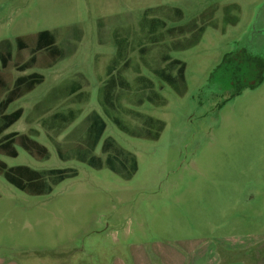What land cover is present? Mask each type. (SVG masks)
I'll return each mask as SVG.
<instances>
[{
    "label": "rangeland",
    "instance_id": "1",
    "mask_svg": "<svg viewBox=\"0 0 264 264\" xmlns=\"http://www.w3.org/2000/svg\"><path fill=\"white\" fill-rule=\"evenodd\" d=\"M43 31L56 54L31 65L18 40ZM2 41L26 69L0 62L22 110L0 136V264H264V0H0Z\"/></svg>",
    "mask_w": 264,
    "mask_h": 264
},
{
    "label": "trees",
    "instance_id": "2",
    "mask_svg": "<svg viewBox=\"0 0 264 264\" xmlns=\"http://www.w3.org/2000/svg\"><path fill=\"white\" fill-rule=\"evenodd\" d=\"M18 51L22 52L25 51L29 58V63H31V65H36V55L39 52H48L50 55H55L56 54V50H55V46H54V38L53 35L48 32V31H43V32H39L35 35L34 37V45L31 48H28L24 43L21 42V40H18ZM120 53V47L118 49L117 54L119 55ZM11 44L8 41H2L0 43V62H1V68L5 69V70H13L15 69L17 72H23L26 69V65H22L21 63H15L13 67L9 68V62L11 60ZM177 62H173V64H176ZM127 64V63H126ZM125 64V65H126ZM124 65V66H125ZM183 69L184 67L181 66L179 72L180 75H182L183 73ZM113 71V67H111L109 69V72ZM6 77H4V75L0 72V97L2 96V90L3 88H6V86H8L7 84H12L11 81H8L7 79H5ZM43 78L38 75V74H32L29 76H22L19 77L15 80L14 84H13V90H15V92L21 91L22 87L24 85L27 84H40L42 83ZM111 83H113V81H111ZM64 93V98H69L70 96L76 94L79 90H80V86L78 84L75 83H71L69 85H66L65 87H63L62 89ZM61 90V91H62ZM80 94L75 95L70 102L71 103H76L75 99L79 98ZM20 95L18 94L17 97H19ZM11 99H0V136L8 129L10 128L14 123H16L21 117H22V110H16L15 112L9 114V115H5L4 112L6 111V109L8 108V106L11 104ZM106 101H107V95H106ZM39 106H35V109H38ZM52 119L54 120H62L64 123H71L75 120V112L69 110V112L67 113V115H63V114H55L53 115ZM87 120L90 121V126H89V133L90 131L93 132L94 136L92 138V147L93 149L96 147V145L98 144V142L100 141V138L102 137L105 128H106V124L104 123V121L100 118V116L96 113H91L90 116L87 117ZM3 140H5V138L0 139V148L5 149L8 147L9 143H12L14 141V139H11L8 142H2ZM16 140L23 146V148L25 149H29L28 145L26 144L27 142V137L25 135H20V136H16ZM112 147V141L111 140H106L105 144L102 148L103 153H107L109 151V148ZM12 155H15V152H11ZM132 160V169L133 172L136 171V163L135 160L131 157ZM89 163H98V159L92 158ZM106 165L114 171V167L112 164V158L108 155L107 159H106ZM0 168L5 169V166L3 164L0 163ZM19 171H22L18 168ZM28 171V170H25ZM54 173V172H53ZM5 176L7 177V179L14 185H17L16 181L14 178H12L8 172L5 173ZM64 178L63 176L60 175V179Z\"/></svg>",
    "mask_w": 264,
    "mask_h": 264
},
{
    "label": "crops",
    "instance_id": "3",
    "mask_svg": "<svg viewBox=\"0 0 264 264\" xmlns=\"http://www.w3.org/2000/svg\"><path fill=\"white\" fill-rule=\"evenodd\" d=\"M126 264H184V258L178 253L167 252L157 248L149 252V256L146 252L142 253L140 259L133 255L132 262H126Z\"/></svg>",
    "mask_w": 264,
    "mask_h": 264
}]
</instances>
